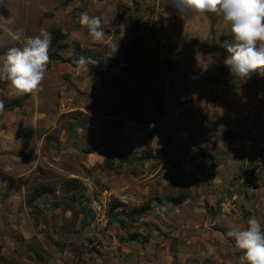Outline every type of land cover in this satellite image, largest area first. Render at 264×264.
<instances>
[{
	"label": "rangeland",
	"instance_id": "1",
	"mask_svg": "<svg viewBox=\"0 0 264 264\" xmlns=\"http://www.w3.org/2000/svg\"><path fill=\"white\" fill-rule=\"evenodd\" d=\"M4 8L0 63L42 28L64 36L62 58L77 43L96 63L49 62L41 91L0 110V264H241L228 233L251 216L264 227V73L224 65L222 17L182 18L168 0ZM81 13L102 17L105 41ZM22 96L0 81L4 105ZM96 144L106 147L85 152ZM41 187L50 192L35 196Z\"/></svg>",
	"mask_w": 264,
	"mask_h": 264
},
{
	"label": "clouds",
	"instance_id": "2",
	"mask_svg": "<svg viewBox=\"0 0 264 264\" xmlns=\"http://www.w3.org/2000/svg\"><path fill=\"white\" fill-rule=\"evenodd\" d=\"M168 6L182 18L208 13L221 16L232 37L220 45L227 53L224 65L240 78L253 72L264 73V0H168ZM79 24L94 42L105 41L107 34L102 17L81 13ZM23 32V28L16 29L11 33L12 39L21 41ZM51 42V32L42 28L38 35L24 38L22 47L8 49L0 63V81L8 85L13 95L42 90L50 62ZM75 63L84 67L96 62L80 56ZM3 108L4 102L0 100V110ZM228 235L234 238L235 246L243 253L241 264H264V227L257 217L251 216L245 227L230 231ZM201 255L206 257L211 253L202 252Z\"/></svg>",
	"mask_w": 264,
	"mask_h": 264
},
{
	"label": "trees",
	"instance_id": "3",
	"mask_svg": "<svg viewBox=\"0 0 264 264\" xmlns=\"http://www.w3.org/2000/svg\"><path fill=\"white\" fill-rule=\"evenodd\" d=\"M133 2H135V0H133ZM55 10V7H52L49 14H52ZM0 16L5 18L7 16V11L5 10L4 8V0H0ZM51 34H52V42H51V46H50V49H49V56H50V62H56V63H65L67 65H69L70 67H76L77 64L75 63V61L80 57V56H84L83 54V51L80 50L79 46L77 43H70L68 46L70 47V51L71 53H73V50H74V54H71L69 57L67 58H62L61 56H59L57 54V51L59 49H62L64 46H67V44H63V39H64V36L60 34V32L58 30H51L50 31ZM85 57V56H84ZM87 58H93V57H87ZM92 60H95V59H92ZM170 70L172 69L171 65L169 62L166 63ZM184 70L185 71H188L192 74H198V71L196 68H193L191 66H187L185 65L184 66ZM206 81H214L212 78H207L205 79ZM216 83V81H214ZM223 85L224 86H230L231 85V80L230 79H225V81L223 82ZM28 97L27 94L23 95L22 97L18 98V99H15L11 102H9L8 104L4 105V108H3V111H10L12 109H15V108H19L23 101ZM106 147L105 145L103 144H96L94 145L93 147L91 148H88L85 152L86 153H94V152H97V150H99L100 148H104ZM108 149H110V147H107ZM158 156H162L160 155L158 152H154V153H151L150 151H146L145 152V155L143 157V159H153L155 157H158ZM179 169V174H180V177H182V168H178ZM34 194L35 196L36 195H43V194H47L50 192V189L49 188H46V187H41V188H38V189H35L34 191ZM35 196H32L30 198V200L32 201L35 197ZM172 203L177 206V205H180L183 201H184V197L183 196H178L176 198H173L172 200ZM116 206V205H115ZM150 208V205H149V202H147L146 204L144 205H141L140 207H138L137 209H134L132 210L131 212L136 214V215H141L143 213H145L146 211H148ZM137 235H133V237H136Z\"/></svg>",
	"mask_w": 264,
	"mask_h": 264
}]
</instances>
